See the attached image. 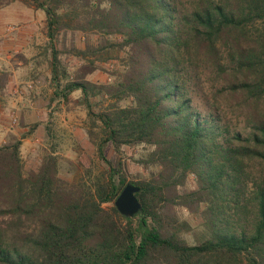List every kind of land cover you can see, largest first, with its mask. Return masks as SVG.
<instances>
[{
    "label": "trees",
    "instance_id": "obj_1",
    "mask_svg": "<svg viewBox=\"0 0 264 264\" xmlns=\"http://www.w3.org/2000/svg\"><path fill=\"white\" fill-rule=\"evenodd\" d=\"M36 3L50 46L68 28L87 37L77 57L97 55L95 37L123 68L95 84L89 60L55 94L79 91L88 115L93 97L113 101L96 114L106 169L93 189L60 179L52 155L24 175L21 142L0 146V264H264V0ZM223 108L245 133L230 131ZM135 148L148 176L131 181L142 210L125 218L113 206L127 183L119 155Z\"/></svg>",
    "mask_w": 264,
    "mask_h": 264
},
{
    "label": "rangeland",
    "instance_id": "obj_2",
    "mask_svg": "<svg viewBox=\"0 0 264 264\" xmlns=\"http://www.w3.org/2000/svg\"><path fill=\"white\" fill-rule=\"evenodd\" d=\"M24 12L30 13L34 20L43 24L44 35L47 36L49 42L46 15L37 7L36 0H0V30L8 26H19L24 19ZM72 35V31L68 28L61 29L57 39L52 42L53 46H50V42L45 46L49 58L47 65L56 69V74L53 73L52 79L50 78L52 81L50 86L52 88L63 87L67 79L72 78L78 66L88 63L89 60L97 66V70L88 79L95 84H112L122 72L123 65L120 58L123 54L110 47L99 48L96 45L98 39L93 37L89 44L100 49L97 55L77 57V51L85 50L87 37L79 32L74 33L73 38ZM72 45L75 51L71 49ZM202 93L210 102H216L215 88L205 85ZM81 97L79 91H74L58 103H54L52 107L51 104L55 101L53 98L49 104L46 103L45 107L52 108L50 113L47 110L43 111L42 117L39 112L31 113V119L27 120L21 119L19 113L18 122L15 125L9 126V117L6 125H3V128L0 127V146L16 141L21 142L20 158L24 175L29 170L36 169L44 156L52 155L57 160L58 177L68 184H82L86 188L93 189L94 185L103 179L106 167L98 155L97 146L102 144L104 136L96 114L113 101L93 97L91 100L95 105L91 115H88ZM194 102L200 110H203L202 102L198 97L195 96ZM62 103L69 113L67 122L66 118L62 119L61 116L52 114L54 110L56 112L61 110L58 107ZM126 104L127 102L122 101L118 105ZM222 113L231 132H246L244 121L236 112L223 108ZM141 152L140 148L124 149L119 155L126 167L127 182H135L148 176L147 170L137 163ZM103 154L108 159L115 155L109 143L103 144ZM105 207L108 209V206ZM179 214L182 219L188 221L195 230L199 231L197 216L188 214L184 209H179ZM5 220V218L2 219V222ZM185 238L188 242H193L192 233H187Z\"/></svg>",
    "mask_w": 264,
    "mask_h": 264
},
{
    "label": "crops",
    "instance_id": "obj_3",
    "mask_svg": "<svg viewBox=\"0 0 264 264\" xmlns=\"http://www.w3.org/2000/svg\"><path fill=\"white\" fill-rule=\"evenodd\" d=\"M0 39V78L3 84L0 87V127L6 125L9 117V126L12 124L11 115H15L18 122L19 113L21 119L26 120L31 119V113L41 115L46 110L50 113L52 108H45L46 103L55 98L51 104L53 107L63 98L56 97L57 88L50 86L53 69L47 65L49 58L45 46L49 42L43 24L24 12L22 23L12 32L6 28L0 30ZM58 108L61 110H54L52 114L69 121L63 103Z\"/></svg>",
    "mask_w": 264,
    "mask_h": 264
},
{
    "label": "water",
    "instance_id": "obj_4",
    "mask_svg": "<svg viewBox=\"0 0 264 264\" xmlns=\"http://www.w3.org/2000/svg\"><path fill=\"white\" fill-rule=\"evenodd\" d=\"M139 191V187L133 185L131 182L125 184L113 203L119 215L125 218H133L141 212L142 206L135 196Z\"/></svg>",
    "mask_w": 264,
    "mask_h": 264
},
{
    "label": "built area",
    "instance_id": "obj_5",
    "mask_svg": "<svg viewBox=\"0 0 264 264\" xmlns=\"http://www.w3.org/2000/svg\"><path fill=\"white\" fill-rule=\"evenodd\" d=\"M6 30L12 32L14 30V26H8ZM11 123L12 125H15L17 123V117L15 115H11Z\"/></svg>",
    "mask_w": 264,
    "mask_h": 264
}]
</instances>
